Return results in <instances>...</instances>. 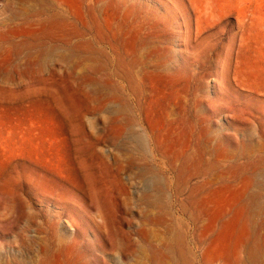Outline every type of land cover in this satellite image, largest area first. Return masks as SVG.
I'll return each mask as SVG.
<instances>
[{"label": "rangeland", "instance_id": "rangeland-1", "mask_svg": "<svg viewBox=\"0 0 264 264\" xmlns=\"http://www.w3.org/2000/svg\"><path fill=\"white\" fill-rule=\"evenodd\" d=\"M215 251L264 264V0H0V264Z\"/></svg>", "mask_w": 264, "mask_h": 264}, {"label": "bare ground", "instance_id": "bare-ground-1", "mask_svg": "<svg viewBox=\"0 0 264 264\" xmlns=\"http://www.w3.org/2000/svg\"><path fill=\"white\" fill-rule=\"evenodd\" d=\"M234 223L235 224L233 225V227H231V228H233V231L231 233H234L236 230H239V228L242 227L241 224L239 223V221H235ZM235 245L236 246H234V247H235L236 251L237 252L240 251V247L242 246L241 240L240 239L235 240ZM166 258H168V257H166ZM162 261H163V259H162ZM220 262H226V255L221 251H215L214 253H212L208 257L203 258V264H218ZM233 264H241L238 256L235 257V261Z\"/></svg>", "mask_w": 264, "mask_h": 264}]
</instances>
